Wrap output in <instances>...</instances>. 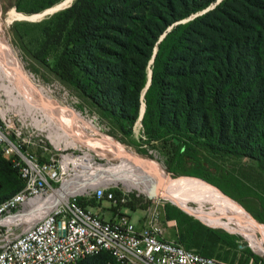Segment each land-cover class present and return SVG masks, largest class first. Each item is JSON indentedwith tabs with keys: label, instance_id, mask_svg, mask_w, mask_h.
<instances>
[{
	"label": "trees",
	"instance_id": "obj_1",
	"mask_svg": "<svg viewBox=\"0 0 264 264\" xmlns=\"http://www.w3.org/2000/svg\"><path fill=\"white\" fill-rule=\"evenodd\" d=\"M59 1L18 0L17 8L36 12ZM215 2L75 0L40 22H17L14 31L25 46L29 39L33 48L28 52L35 58L46 61L55 54L56 74L123 130L139 116L147 67L158 45L143 118L151 146L170 167L203 164L211 154L231 153L252 159L264 172V0H222L205 14L180 22ZM226 6L225 20L205 22ZM27 25L41 26L35 42ZM24 186L18 168L0 151V203ZM78 201L83 207L101 205L94 198ZM149 203V198L131 194L124 204L133 211ZM183 237L179 233L178 243L215 256L186 246ZM115 260L102 252L78 264Z\"/></svg>",
	"mask_w": 264,
	"mask_h": 264
},
{
	"label": "rangeland",
	"instance_id": "obj_2",
	"mask_svg": "<svg viewBox=\"0 0 264 264\" xmlns=\"http://www.w3.org/2000/svg\"><path fill=\"white\" fill-rule=\"evenodd\" d=\"M64 1L60 0L51 7L41 11L25 12L17 8L18 0H0V42L6 44L9 48L10 57L8 55V58L12 59V61L14 60L13 62L31 77L33 87L37 89L42 87L52 101L62 105L59 106L61 111L56 108L57 106H52L53 110L43 105L44 109H36L27 99L25 102L22 96L21 98L18 97L17 90L10 87L8 89L5 88L4 83L6 85L10 84L9 80L4 75L0 76V108L4 109V116H6L5 109H7V114L12 118L11 121L13 122H11L10 128L12 133L14 134L16 129L22 131L23 139L29 145V149H31L32 153L39 155L42 160H48L57 150L62 149L75 151L76 153L81 152L82 154L88 151L98 162L106 167L104 168L103 165H101L103 166L102 168L95 167L93 177L97 173L98 175L109 173L108 176H110L112 175L110 173L111 170L115 171L112 168L109 169L110 165L114 166L113 168L120 169L126 166V162L130 163V165L134 163H137L135 165H150L156 180H161L162 177H165L167 180L176 181L181 176L198 178L212 184L213 186L207 183L228 201L238 204L240 208L264 227V172L257 168L252 159L239 157L231 153L211 154L203 164L195 161L194 163H189L185 168L179 163L170 167L167 164L166 157L149 143L143 118L147 107L146 91L152 82L153 63L158 45H156L154 55L147 67L148 80L141 92L139 116L133 125L125 130L120 127L116 120L105 114L75 86L56 74L55 54H51L46 61H41L33 56L34 53L28 52L33 46L29 45V39L25 41L26 46L18 39L14 31L15 24L20 21L40 22L51 15L40 17L33 21L31 19L27 20L25 17L40 14ZM74 1H70L69 4L72 5ZM221 1L217 0V2L207 8L192 14L180 22H187L205 14L209 10L216 8ZM222 11L216 13L215 19L208 17L205 22L216 24V18L225 20L223 13L230 12L229 8L226 6ZM21 14H24V16ZM226 22L229 23V21ZM173 26L171 25L168 31ZM25 29L33 42H35L42 30L41 26L35 25H27ZM216 50L221 52L220 48H216ZM149 82L150 85L146 88ZM31 92L36 98V93L34 91ZM10 96L16 98L14 100L15 106L10 105ZM36 99L38 100L39 98L37 97ZM67 106L80 113L78 119L84 124L82 125L83 128L77 125L74 126V122L69 123L68 119L74 118L65 109ZM43 110L45 112L49 110L47 112L49 116H54L55 118L60 116L64 121L60 118L58 122L55 121L58 123L57 125L50 124L44 116ZM64 122L72 127H77L76 131L82 132V137L77 132V136H75V131L73 130V132L66 127V133L72 134L71 136H73L74 140L71 143H67V141L61 139L53 131L57 127L61 130ZM93 127L98 131L93 130ZM60 133L62 134V132ZM52 138L55 139V142L59 143L60 141L61 143L58 145L52 142ZM104 140L111 142L114 147L120 149L124 153L123 156H119L112 148L104 144L102 142ZM45 143H47L49 151L41 147ZM115 185L117 191L123 190V188L126 189L122 182ZM151 185V181L142 182V190L132 189V194H136L140 198H148L145 190L149 189ZM182 186L191 191H203L208 193L209 196L213 194L209 188H203L197 182L184 181ZM180 205L182 204L175 203L166 197L153 198L150 199L149 206L146 209L138 208L133 210L131 211V216L133 221L137 222L144 215V210H148L150 219H153L164 230V236L171 240L180 242L178 235L181 233L185 236L183 240L187 241V243L185 241L182 243L206 254L215 255L237 264H262L261 259L264 260V228L263 230L258 229L256 226L244 228L233 212H229V210L227 213L219 212L217 206L211 201H190L187 205H182L183 207ZM112 207L113 205L104 203L96 211L104 213L108 217L110 213L106 210ZM253 219H251L252 222H254ZM172 220H175L176 223L171 222ZM189 241L193 242V244ZM195 245H199V248ZM115 262L108 261L107 264H118L116 260Z\"/></svg>",
	"mask_w": 264,
	"mask_h": 264
},
{
	"label": "built area",
	"instance_id": "obj_3",
	"mask_svg": "<svg viewBox=\"0 0 264 264\" xmlns=\"http://www.w3.org/2000/svg\"><path fill=\"white\" fill-rule=\"evenodd\" d=\"M11 120L0 111V151L18 168L25 186L0 203V264H78L102 252L120 264H237L168 239L148 210L139 227L124 206L132 194L127 187L117 195L115 183L88 178L92 182L82 192L60 195L77 174L92 176L80 159L87 151L57 150L42 161L24 149L29 145L22 131L16 129L14 136ZM41 147L49 151L47 143ZM96 165L103 164L94 158L89 166ZM79 197L113 205L112 218L83 207Z\"/></svg>",
	"mask_w": 264,
	"mask_h": 264
},
{
	"label": "bare ground",
	"instance_id": "obj_4",
	"mask_svg": "<svg viewBox=\"0 0 264 264\" xmlns=\"http://www.w3.org/2000/svg\"><path fill=\"white\" fill-rule=\"evenodd\" d=\"M21 15L24 16V14H21ZM0 38H1V36H0ZM9 54H10L9 48L6 46V44H2V42H0V76L4 75L9 80L8 82L10 83L8 85H6V83H4L5 88L8 89V87H10L11 89L17 90L18 95H19L18 97L21 98V96H22L25 99V102L27 99V101H29V103L32 106H34L36 109H39V108L42 109L43 108L42 105L47 107L48 109H52V106H55V107L57 106L56 108L60 109L59 106H62V105L52 101L48 97V95L45 93V90L42 87H40L39 89L33 87L31 77L23 69H21V67L17 66L13 62L14 60L12 61V59L8 58ZM9 57H10V55H9ZM31 91H34L36 93L37 97L39 98L38 100L36 99L37 97L35 98V95ZM9 99H10L9 101L11 103L10 105L11 106L14 105V100L16 98L15 97L12 98L10 96ZM24 99H22V100H24ZM65 109L67 110V112L70 113V116H73V118H74V119L69 118L68 119L69 123L74 122L75 123L74 126L77 125L80 128H83L82 125H84V124L78 119L80 117V113L77 110H75L71 107H68V106ZM0 110L3 114L4 109L0 108ZM60 111H61V109H60ZM43 112L45 114V115L44 114L43 115L47 118V120L50 122V124H55V125L58 124L55 121L58 122V120H60V118H61L60 116L55 118L54 116H49V114H47V112H45L44 110H43ZM50 114L52 115V113H50ZM5 115L8 117L7 109H5ZM62 121H64V120L62 119ZM11 122H13V121H11ZM63 124L64 125L61 128V130L59 127H57V129H55V131H53V129H51V130L54 133L58 134V136L61 139H64L65 141H67V143H71V141L74 140L73 136H71L72 134L70 135L69 133H66L67 128H69L72 131L74 130L75 136H77V133H79L80 135L82 134V132L76 131L77 127H72L71 125L66 124L65 122ZM93 130L98 131L95 127H93ZM60 132H62V134ZM81 137H82V135H81ZM52 142H54L58 145L61 143L60 141H59V143L55 142L54 138H52ZM102 142L104 144H106L107 146H109L110 148H112L115 151V153H117L119 156H121V157L123 156L124 153L120 149L114 147L111 144V142H109L107 140H104ZM80 159L90 169L92 168L91 169V170H93L92 176H89V174L88 175L77 174V176L75 177L74 183H72L73 186L71 187L70 185H66L65 191H63L62 194L60 193V195L63 196L67 192H71V191L82 192L84 190V187H86V185H89L90 182H92V181H88V178L95 179V180L100 179V181L106 180V181L113 182L115 184L122 182L130 190H132V189L142 190V187H141L142 182H150L151 181L152 185L156 184L157 186H159L158 188L160 190V194L163 195V197H166L167 199H169L175 203L187 205V203L190 201H194V202L195 201H211L217 206V209L219 210V212L227 213L228 210H229V212H233V214L239 218V220H240L239 223L244 228H248L251 226H256L258 229H262V230L264 228L262 226V224L255 221L248 213H246L242 208H240V206H238V204L234 203L233 201H228L224 196L217 193L214 188H212L210 185H208L207 183H205L204 181H202L198 178L181 176V177H179L180 179L176 180V181L167 180L165 177H162L161 180H156L154 178L152 168L150 167V165H148V166L142 165V164L135 165L137 163L130 165V163H126V162H125L126 166L124 168H120V169L113 168L114 166L110 165L109 169L112 168L115 170V171L111 170L110 173L112 175H110V176H108L109 173H106V175H103L102 173L98 175V173H97V175H95L93 177V175L95 174V167L102 168L104 165L103 166L96 165L93 167L89 166V165H92L94 163V158H93V155L91 153H89L88 151ZM77 160H79V159H77ZM104 168H106V167L104 166ZM147 179H149V181H147ZM184 181H191V182L200 183L203 186V188H209L213 192V194H212V196H209L208 193H205L203 191L202 192L191 191V190L187 189L185 186H182ZM148 190L149 189H146L145 192H148ZM56 200H57V198L54 199V202H56ZM182 205H180V206H182ZM250 218L253 219L254 222H252V220Z\"/></svg>",
	"mask_w": 264,
	"mask_h": 264
},
{
	"label": "water",
	"instance_id": "obj_5",
	"mask_svg": "<svg viewBox=\"0 0 264 264\" xmlns=\"http://www.w3.org/2000/svg\"><path fill=\"white\" fill-rule=\"evenodd\" d=\"M70 1H73V0H65L64 2L58 4V5L50 8V9H47V10L43 11L40 14H34V15H31L30 17L27 16V17H25V19H27V20L31 19L33 21L34 19H37V18H40V17H47V16L52 15V14H54V13L60 11V10H63L65 8H67V7H70L71 6V4H69ZM149 85H150V82L148 83L146 88H148ZM204 182H206V181H204ZM206 183H208V182H206ZM208 184H210V183H208ZM210 185H212V184H210ZM158 187L159 186H157L156 184L155 185L153 184L149 188V190L147 192V196H148L149 199L163 197V195L160 194V190H159ZM215 188H217V187H215ZM171 222L176 223L175 220H172Z\"/></svg>",
	"mask_w": 264,
	"mask_h": 264
},
{
	"label": "crops",
	"instance_id": "obj_6",
	"mask_svg": "<svg viewBox=\"0 0 264 264\" xmlns=\"http://www.w3.org/2000/svg\"><path fill=\"white\" fill-rule=\"evenodd\" d=\"M104 203H108V202H102L101 204H104ZM93 208V210L95 211V212H97V213H99L98 211H96V210H99V209H97V208H99V207H92ZM107 212H109L110 213V216H106L104 213H100V214H102L105 218H107V219H110V218H112V211L109 209V210H106ZM144 211H146V210H144ZM145 213L146 212H144V215H145ZM144 215L141 217V218H139L138 220H137V222H135L139 227H141L142 225H143V219H144ZM166 237V236H165ZM168 238V237H167ZM168 239H170V238H168Z\"/></svg>",
	"mask_w": 264,
	"mask_h": 264
}]
</instances>
